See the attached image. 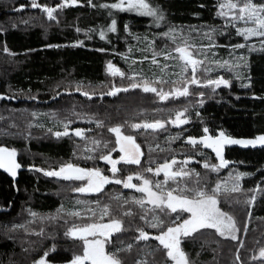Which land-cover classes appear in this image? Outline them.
I'll use <instances>...</instances> for the list:
<instances>
[{
  "label": "trees",
  "instance_id": "1",
  "mask_svg": "<svg viewBox=\"0 0 264 264\" xmlns=\"http://www.w3.org/2000/svg\"><path fill=\"white\" fill-rule=\"evenodd\" d=\"M114 1L77 0L73 5L69 0L60 7L65 0H37L41 7L33 8L32 0H0V146L15 150L23 168L15 178L0 168V264H33L41 256L48 264L67 262L82 253V242L65 233L73 225L104 223L111 218L121 221L122 231L112 235L106 250L132 246L118 252L123 264H173L159 241L151 238L161 229L151 228L148 220L159 216L166 228L172 226L176 213L156 210L144 220L141 216L152 205L141 209L133 203L142 196L135 189L110 183L100 193L82 194L74 191L81 181L44 174L69 163L104 171L106 163L101 157L119 154L109 131L117 126L123 135L134 138L142 155L138 165L117 164L116 179L134 175L133 182L139 185L143 181L136 175L142 174L152 182L164 181L162 173L157 176L145 169L155 170L174 158L178 163L173 170L183 166L200 174L182 181L178 177L180 186L194 187L197 179L206 191L218 183L228 188L239 184L238 192L218 194L220 208L235 220L237 239L220 236L215 229L183 238L181 247L190 264H264L259 257L264 248V146L226 145L223 152L228 166L212 171L203 164H219L213 150L187 142L209 135L216 138L220 132L240 140L264 134V37L245 40L238 35L236 27L245 24L235 22L233 27L218 16L221 0H148L163 19L121 12L112 17L116 31L101 38L99 33L113 20L100 7ZM254 2L259 5L264 0ZM42 7L55 8L56 18L49 19ZM165 33L175 35V43ZM136 38L145 46L133 53ZM185 39L194 54L200 53L196 58L204 60L196 74L202 84L222 77L229 81L228 86L189 84V95L166 100L130 87L143 80L190 79V70L181 75L182 61L165 58L169 52L176 56L173 49ZM239 44L246 46L234 47ZM127 54L131 61L126 60ZM109 63L125 75H111ZM154 66L160 72L158 77L150 72ZM152 86L165 92L184 87L182 83ZM116 88L128 91L110 95ZM178 112L184 113L181 119L187 123L177 126L170 122ZM157 120L165 127H131ZM65 125L69 135L56 137L54 133L65 131ZM77 129L84 133L82 137L74 134ZM185 159L191 162L181 165ZM177 186L171 180L166 185L168 189ZM105 205L111 216L101 221ZM128 211L132 214L125 215ZM72 212H80L81 217L69 215ZM186 215L180 214L181 218ZM140 229L150 238L139 239Z\"/></svg>",
  "mask_w": 264,
  "mask_h": 264
},
{
  "label": "snow or ice",
  "instance_id": "2",
  "mask_svg": "<svg viewBox=\"0 0 264 264\" xmlns=\"http://www.w3.org/2000/svg\"><path fill=\"white\" fill-rule=\"evenodd\" d=\"M91 2V0H89ZM69 3V0H65L64 7ZM71 4H76L77 0H70ZM126 5V6H125ZM32 7H41L37 3V0H32ZM105 7H109L105 5ZM111 8L119 9L121 11H135L142 16L153 17L154 19H163L162 14H158V10L151 6L148 0H119L118 3L110 5ZM43 11L47 13L49 19H55L56 17L53 13L56 11L55 8L44 7ZM217 15L226 18L233 27H236L235 22H243L245 27H236V32L238 35L242 36L245 40L251 37H264V3L256 4L254 0H221L218 4ZM247 25H252L251 27ZM111 31H116V21H112ZM103 36V33L101 34ZM165 36L171 35L170 33H165ZM171 39L175 43L176 36L171 35ZM262 47H264V40L261 41ZM245 44L235 45L236 48H244ZM211 47V45L209 46ZM193 46L188 44L187 40L183 41V44L176 45L173 51L177 54L173 56L171 52L167 54L166 59L172 58L182 61L181 75L191 71L190 79H182L181 81H164L162 79H157L155 81L143 80L141 83L133 82L130 87L137 88L141 87L144 92L156 93L161 100H166L169 97H179L189 95L188 85H198L207 86L215 85L219 87L220 85L228 86L229 81L220 78L217 80H208L207 85H203L202 82L197 78V72L204 65V60L197 59V55L192 51ZM252 50H255L254 48ZM243 59V57H240ZM153 63H157L153 59ZM228 62L225 61L224 65ZM108 70L111 75H120L123 77L125 74L121 72L118 68H115L111 63L108 64ZM204 71H210V69L204 68ZM133 79L134 77H129ZM163 83H182L183 88H174L170 92H165L163 88L158 89L153 84H163ZM119 91H128V88H116L114 91L110 92V95H115ZM88 95V93H84ZM202 95V94H201ZM2 98V97H0ZM186 111V110H185ZM184 115L183 112H178L176 114L175 120L170 121L171 123L179 126L180 124H185L188 121L186 119H181ZM133 129H159L164 128L165 124L159 120L152 123H142V124H132ZM51 131V130H49ZM110 132L116 134V143L120 145V151L124 153L119 160H112L110 155L102 156L101 159L109 162L111 167V172L113 178L105 176L99 169H84L78 166H74L69 163L67 165L61 166L59 170L47 171L44 174L47 176L61 177L65 180H76L85 182L82 186L74 189L76 192L80 193H100L104 190V186L110 183L123 184L126 189H135L136 191L145 194L144 197L134 199L132 202L139 205L141 209H145V204L152 205V208L145 209L144 215L141 219L147 220V215L149 212H154L159 210L167 214L166 210H170L171 213H176L177 216L172 221V226L164 227V222L159 216H153L151 220H148V225L151 228L161 229L160 234L154 237L159 241V244L163 246L166 250L167 257L173 261V264H190L189 258L181 247V242L183 238L192 236L194 233L202 229H215V231L223 237H229L233 240L237 239L235 232L238 231L236 228L235 220L232 216L228 215L226 212L222 211L220 208V201L218 199V194L223 192H238L240 191V186L238 183L234 184L231 188H228L226 184L222 186L220 183L216 184L214 188L210 191H206L204 188L199 187V179L195 181L196 186L188 187L186 184L180 186V182L177 178H181V181L185 178H191L193 176L199 178L200 174L194 169L185 170L183 166L173 170L174 166L177 165V160L172 159L170 162L166 161L164 164L158 166L155 170L151 167L145 169L147 172H152L154 175H160L163 172L165 176L164 181L152 182L149 179L143 178L142 174H137L136 179L143 180L142 185H137L132 183L133 177L130 175L126 180L114 179L116 173L120 171L117 168V164L123 162L126 164H140V147L135 143V140L130 135H123L121 132V127H113L109 129ZM209 130L204 129L207 133ZM76 136L82 137L84 133L77 129L74 130ZM56 137L67 136L69 131L67 130V125H65V131L55 132ZM188 143L194 147L199 143L205 148H210L215 153L219 160L218 165H209L204 163L203 167L208 169L211 167L212 171H219L221 168L228 166L229 161L224 158V147L226 145H243L256 147L257 145L264 146V135H260L254 139L240 140L233 139L226 136L224 132H220L219 136L214 138L212 136H207L203 139L189 138ZM94 144H98V141H93ZM107 147V145H105ZM17 153L15 150H9L7 147L0 146V168L8 171L13 177L16 176V170L21 168V165L16 160ZM91 158V157H89ZM190 159H185L181 165L190 163ZM40 171V169H37ZM238 181L239 176L235 177ZM176 181L177 188L168 189L166 187L167 182ZM155 189V190H154ZM119 200V197H114ZM253 199H255L253 197ZM127 203L128 201H124ZM95 216L96 213L92 209H88ZM188 214L187 218H181L180 214ZM125 215H131L130 211L125 212ZM35 216V213H32ZM69 215L75 217H81L80 212H72ZM110 217L111 213L109 206L105 205L101 211L100 220L102 221L104 217ZM181 222L177 223L176 221ZM122 231L121 221L115 218H111L108 223L92 222L83 225H73L65 235L71 236L74 239H79L82 242V253L76 254L69 262V264H123L120 259L119 251H129L131 245H128L127 249H118L115 252H110L106 250V245L111 242V237L114 233H119ZM150 236L143 229L139 230V239L147 240ZM54 250V249H53ZM48 253H45V257ZM259 257L264 258V248L260 249ZM257 257H253L256 259ZM239 259V257H237ZM35 264H47V261L42 257ZM138 264H146V262H138Z\"/></svg>",
  "mask_w": 264,
  "mask_h": 264
},
{
  "label": "rangeland",
  "instance_id": "3",
  "mask_svg": "<svg viewBox=\"0 0 264 264\" xmlns=\"http://www.w3.org/2000/svg\"><path fill=\"white\" fill-rule=\"evenodd\" d=\"M119 2V0H115L114 2H111V3H105L104 5H102L100 8L103 10V12L107 15V16H109L110 17V20L112 19L113 20V16H115L116 14H119V13H121V12H129V13H137V12H135V11H121V10H119V9H115V8H111L110 7V5H112V4H114V3H118ZM105 5H108L109 7H105ZM126 6V5H125ZM138 14V13H137ZM246 26V25H245ZM247 26H249V27H251L252 25H247ZM111 29V26H109V23H108V25L106 24V28L105 29H102L101 30V33H99L100 34V36H101V38H105L108 34H111L113 31H111L110 30ZM103 33V36L101 35ZM136 35V37H138V34H135ZM139 38H136V43L133 45V49H134V51H133V53H138L139 51H141V49H143L144 48V44L142 43V41H140V39L138 40ZM131 53V52H130ZM129 53V54H130ZM129 54H127L126 55V60L127 61H131V57L130 56H128ZM149 62L150 63H152V60H149ZM139 63V62H138ZM108 65V64H107ZM114 66V65H113ZM108 67V66H107ZM115 67V66H114ZM138 67H140L139 66V64H138ZM150 69V72L154 75V77H158V75H159V73L160 72H158V70H157V68H156V66H154V68H149ZM172 72V71H171ZM218 79V78H217ZM112 134L114 135V138H115V142H116V140H117V137H116V134L115 133H113L112 132ZM262 135H264V134H262ZM258 136H260V135H257V136H254V137H252V138H249V139H254V138H256V137H258ZM243 140H247V139H243ZM240 146H243V145H240ZM257 146H259V145H257ZM116 149L118 150V156L116 157V158H112V160H119L120 159V157L122 156V155H124V153L123 152H121L119 149H120V145L119 144H117L116 143ZM103 160V159H102ZM104 161V163H106V169L104 170V171H101L105 176H108L109 178H113V177H111V175H110V173H109V170L108 169H111V167H112V165L109 163V162H107V161H105V160H103ZM62 166V165H61ZM60 166V167H61ZM60 167H58L56 170H59V168ZM114 179H116V178H114ZM125 180V179H124ZM143 181V180H142ZM85 182H82L81 181V185L80 186H82L83 184H84ZM132 183H134L133 182V180H132ZM143 184V182H141V184H139V185H142ZM78 193H80V192H78ZM82 194H88V193H82ZM144 195L145 194H143L142 193V196H141V198L142 197H144ZM188 217V214L186 215V217L185 218H187ZM104 223H108V222H104ZM42 257H44V256H41L40 258H38L36 261H39ZM72 259H70V260H68L67 262H63V263H57V264H69V262L71 261ZM35 261V262H36ZM35 262L33 263V264H35ZM47 264H48V262H47Z\"/></svg>",
  "mask_w": 264,
  "mask_h": 264
},
{
  "label": "water",
  "instance_id": "4",
  "mask_svg": "<svg viewBox=\"0 0 264 264\" xmlns=\"http://www.w3.org/2000/svg\"><path fill=\"white\" fill-rule=\"evenodd\" d=\"M43 8H44V7H42V9H43ZM140 88H141V87H140ZM141 90H142V88H141ZM215 156H216V155H215ZM216 158H217V157H216ZM217 159H218V158H217ZM159 166H160V165H159ZM22 169H23V168H19V169L16 170V172L19 171V170H22ZM7 172H8V171H7ZM8 173H9V172H8ZM161 173H163V172H161ZM9 175H10V177L15 178V177H13L10 173H9Z\"/></svg>",
  "mask_w": 264,
  "mask_h": 264
},
{
  "label": "flooded vegetation",
  "instance_id": "5",
  "mask_svg": "<svg viewBox=\"0 0 264 264\" xmlns=\"http://www.w3.org/2000/svg\"><path fill=\"white\" fill-rule=\"evenodd\" d=\"M123 156V155H122ZM163 174V173H162ZM164 175V174H163ZM125 176V180H126V178L128 177V176H130V175H124ZM131 176H133L134 177V175H131Z\"/></svg>",
  "mask_w": 264,
  "mask_h": 264
}]
</instances>
